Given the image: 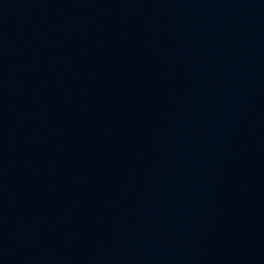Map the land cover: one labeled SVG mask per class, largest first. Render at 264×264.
I'll use <instances>...</instances> for the list:
<instances>
[{
    "label": "water",
    "instance_id": "1",
    "mask_svg": "<svg viewBox=\"0 0 264 264\" xmlns=\"http://www.w3.org/2000/svg\"><path fill=\"white\" fill-rule=\"evenodd\" d=\"M0 264H264V0H0Z\"/></svg>",
    "mask_w": 264,
    "mask_h": 264
}]
</instances>
